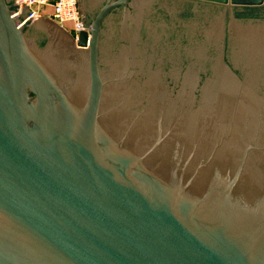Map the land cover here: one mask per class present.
<instances>
[{"label": "water", "instance_id": "obj_1", "mask_svg": "<svg viewBox=\"0 0 264 264\" xmlns=\"http://www.w3.org/2000/svg\"><path fill=\"white\" fill-rule=\"evenodd\" d=\"M0 0V264H264V0Z\"/></svg>", "mask_w": 264, "mask_h": 264}, {"label": "built area", "instance_id": "obj_2", "mask_svg": "<svg viewBox=\"0 0 264 264\" xmlns=\"http://www.w3.org/2000/svg\"><path fill=\"white\" fill-rule=\"evenodd\" d=\"M27 5L32 20L50 19L70 34L76 46L79 34L87 30L80 27L82 20L79 0H21Z\"/></svg>", "mask_w": 264, "mask_h": 264}, {"label": "flooded vegetation", "instance_id": "obj_3", "mask_svg": "<svg viewBox=\"0 0 264 264\" xmlns=\"http://www.w3.org/2000/svg\"><path fill=\"white\" fill-rule=\"evenodd\" d=\"M79 5H80V0H79ZM83 13L81 14V16L83 17ZM43 20H45L44 18H42ZM56 28H61L60 26H58L57 24H56ZM64 33L65 34H69V33H67L65 30H64ZM70 35V34H69Z\"/></svg>", "mask_w": 264, "mask_h": 264}, {"label": "rangeland", "instance_id": "obj_4", "mask_svg": "<svg viewBox=\"0 0 264 264\" xmlns=\"http://www.w3.org/2000/svg\"><path fill=\"white\" fill-rule=\"evenodd\" d=\"M79 7H80V5H79ZM82 17V16H81ZM85 17V15H83V17H82V19ZM45 20H50V19H47V18H44ZM50 21H52V20H50Z\"/></svg>", "mask_w": 264, "mask_h": 264}]
</instances>
